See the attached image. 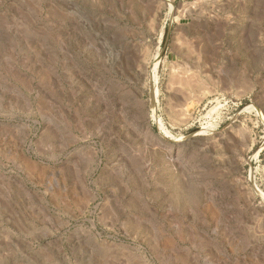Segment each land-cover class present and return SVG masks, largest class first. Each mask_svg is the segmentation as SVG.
<instances>
[{
    "label": "rangeland",
    "instance_id": "1",
    "mask_svg": "<svg viewBox=\"0 0 264 264\" xmlns=\"http://www.w3.org/2000/svg\"><path fill=\"white\" fill-rule=\"evenodd\" d=\"M0 264H264V0H0Z\"/></svg>",
    "mask_w": 264,
    "mask_h": 264
},
{
    "label": "bare ground",
    "instance_id": "2",
    "mask_svg": "<svg viewBox=\"0 0 264 264\" xmlns=\"http://www.w3.org/2000/svg\"><path fill=\"white\" fill-rule=\"evenodd\" d=\"M170 7L172 8V5H170Z\"/></svg>",
    "mask_w": 264,
    "mask_h": 264
}]
</instances>
